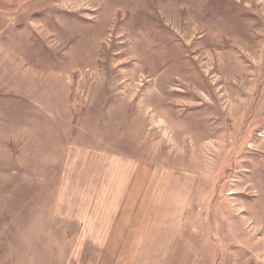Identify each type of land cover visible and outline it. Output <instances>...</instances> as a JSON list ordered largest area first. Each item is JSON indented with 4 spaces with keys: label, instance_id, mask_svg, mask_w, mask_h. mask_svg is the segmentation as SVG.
Instances as JSON below:
<instances>
[{
    "label": "rangeland",
    "instance_id": "1",
    "mask_svg": "<svg viewBox=\"0 0 264 264\" xmlns=\"http://www.w3.org/2000/svg\"><path fill=\"white\" fill-rule=\"evenodd\" d=\"M83 153L150 170L161 264H264V0H0V264L71 253Z\"/></svg>",
    "mask_w": 264,
    "mask_h": 264
},
{
    "label": "crops",
    "instance_id": "2",
    "mask_svg": "<svg viewBox=\"0 0 264 264\" xmlns=\"http://www.w3.org/2000/svg\"><path fill=\"white\" fill-rule=\"evenodd\" d=\"M83 154L75 157L74 169L79 166L76 160L87 157L89 171L94 164L96 175L87 179V193L74 189L79 197L75 195L70 214L64 208L67 204L61 203L63 212L59 217L72 221L75 240L69 244L71 253L58 264H161L160 251L176 248L177 229L168 227L161 236H148L149 231L159 233V226L152 227L150 220L146 228L144 216L155 210L151 219L154 218L157 208L153 198L161 196V190H148L150 170L143 163L116 155ZM64 191L58 199L60 202H66L64 196L71 194L70 188L66 189L67 193ZM171 197L175 211L170 189L164 192L159 208ZM170 209L171 205H167L163 211Z\"/></svg>",
    "mask_w": 264,
    "mask_h": 264
}]
</instances>
